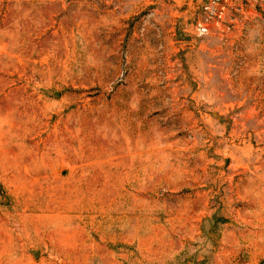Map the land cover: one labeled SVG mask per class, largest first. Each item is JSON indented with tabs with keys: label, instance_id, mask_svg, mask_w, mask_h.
I'll return each instance as SVG.
<instances>
[{
	"label": "rangeland",
	"instance_id": "obj_1",
	"mask_svg": "<svg viewBox=\"0 0 264 264\" xmlns=\"http://www.w3.org/2000/svg\"><path fill=\"white\" fill-rule=\"evenodd\" d=\"M0 264H264V0H0Z\"/></svg>",
	"mask_w": 264,
	"mask_h": 264
},
{
	"label": "built area",
	"instance_id": "obj_2",
	"mask_svg": "<svg viewBox=\"0 0 264 264\" xmlns=\"http://www.w3.org/2000/svg\"><path fill=\"white\" fill-rule=\"evenodd\" d=\"M200 32L201 33H205V32H207V27L206 26H200Z\"/></svg>",
	"mask_w": 264,
	"mask_h": 264
},
{
	"label": "water",
	"instance_id": "obj_3",
	"mask_svg": "<svg viewBox=\"0 0 264 264\" xmlns=\"http://www.w3.org/2000/svg\"><path fill=\"white\" fill-rule=\"evenodd\" d=\"M189 46H192V45H191V44L184 45V48H185V47H189Z\"/></svg>",
	"mask_w": 264,
	"mask_h": 264
}]
</instances>
